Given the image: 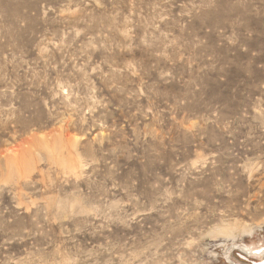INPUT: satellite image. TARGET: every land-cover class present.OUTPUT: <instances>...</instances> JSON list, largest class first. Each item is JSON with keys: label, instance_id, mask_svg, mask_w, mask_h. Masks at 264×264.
<instances>
[{"label": "rangeland", "instance_id": "rangeland-1", "mask_svg": "<svg viewBox=\"0 0 264 264\" xmlns=\"http://www.w3.org/2000/svg\"><path fill=\"white\" fill-rule=\"evenodd\" d=\"M263 259L264 0H0V264Z\"/></svg>", "mask_w": 264, "mask_h": 264}, {"label": "bare ground", "instance_id": "bare-ground-1", "mask_svg": "<svg viewBox=\"0 0 264 264\" xmlns=\"http://www.w3.org/2000/svg\"><path fill=\"white\" fill-rule=\"evenodd\" d=\"M214 217V216H213ZM227 233V232H226ZM223 234V233H222ZM261 254H262V252H257V253H254V254H252L254 257H258V259H259V256H261ZM251 255V254H250ZM262 262V261H261ZM258 263V264H264V262H262V263Z\"/></svg>", "mask_w": 264, "mask_h": 264}, {"label": "water", "instance_id": "water-1", "mask_svg": "<svg viewBox=\"0 0 264 264\" xmlns=\"http://www.w3.org/2000/svg\"><path fill=\"white\" fill-rule=\"evenodd\" d=\"M262 262H264V259L262 260ZM262 262H261V263H262ZM253 264H258V263H253Z\"/></svg>", "mask_w": 264, "mask_h": 264}]
</instances>
